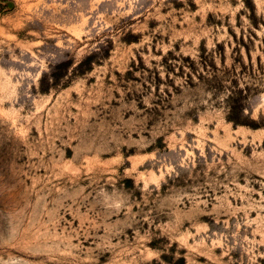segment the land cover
<instances>
[{
    "label": "rangeland",
    "instance_id": "obj_1",
    "mask_svg": "<svg viewBox=\"0 0 264 264\" xmlns=\"http://www.w3.org/2000/svg\"><path fill=\"white\" fill-rule=\"evenodd\" d=\"M0 264H264V0H0Z\"/></svg>",
    "mask_w": 264,
    "mask_h": 264
}]
</instances>
